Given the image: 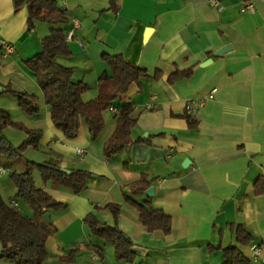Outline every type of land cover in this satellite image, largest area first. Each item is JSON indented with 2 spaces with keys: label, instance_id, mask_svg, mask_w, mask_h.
Returning a JSON list of instances; mask_svg holds the SVG:
<instances>
[{
  "label": "crops",
  "instance_id": "obj_1",
  "mask_svg": "<svg viewBox=\"0 0 264 264\" xmlns=\"http://www.w3.org/2000/svg\"><path fill=\"white\" fill-rule=\"evenodd\" d=\"M57 2L68 16L66 31L73 33L68 39L73 54L60 62L74 68L75 81L92 88L83 94L84 101L98 94V77L107 70L105 53L122 54L150 77L116 101L134 104L136 123L133 143L108 161L103 145L115 130L113 113L105 112L97 140L90 139L84 120L78 136L66 139L53 125L47 105L42 102L37 116H27L7 91L11 87L43 96L24 61L41 50V39L52 26L37 23L30 31L27 8L15 11L13 0H0V109L15 122L42 131L39 148L23 155L25 166L26 161H51L92 173L78 195L58 182L42 181L41 188L64 203L46 212L50 223L33 217L50 224L45 264H57L77 248L81 252L70 264H223L222 248L235 239L231 224H243L253 233V243L261 247L255 264H264V194L257 195L254 187L256 179L264 180V0ZM246 4L253 8L244 11ZM227 44L231 50L213 56ZM208 59L211 63L203 66ZM187 69L192 70L189 78L167 82L176 70ZM156 70L161 74L153 79ZM212 89L214 97L207 98ZM200 98L205 102L187 112V105ZM194 120L197 125L190 127ZM4 135L15 146L26 137L13 127ZM186 158L190 164L183 167ZM142 175L152 180L153 194H146L149 188L138 194L129 189ZM2 191L6 202L29 213ZM147 200L170 215L168 233L147 231L139 221ZM106 204L120 205L117 220ZM90 213L127 236L136 262L119 261L110 243L89 234L83 220ZM92 244L101 246L102 256L87 248Z\"/></svg>",
  "mask_w": 264,
  "mask_h": 264
},
{
  "label": "trees",
  "instance_id": "obj_2",
  "mask_svg": "<svg viewBox=\"0 0 264 264\" xmlns=\"http://www.w3.org/2000/svg\"><path fill=\"white\" fill-rule=\"evenodd\" d=\"M14 10L27 8V25L30 31L37 23L52 26L47 36L41 39V50L33 57L24 61L38 83L43 99L49 108L50 118L56 129L62 132L66 139L78 136L81 120L87 124L89 136L95 141L101 135L105 120L104 114L110 106L117 108L116 126L113 134L103 145V155L108 161L117 158L133 143L131 130L136 123L134 104L126 102L116 103L121 97L135 87H140L141 80L150 77L148 71L136 64L125 60L122 54H103L102 61L107 65L97 80L98 94L95 98L84 101L83 94L90 87L87 83L74 80V68L63 65L60 60L70 58L73 54L65 25L68 16L62 10L57 0H13ZM156 70L153 79L160 76ZM191 69L176 70L167 77V82L173 84L179 80L189 78ZM7 91L17 100L18 106L25 115L34 117L40 113L38 97L25 91L8 88ZM196 120L190 121L189 126L195 127ZM8 127L24 131L25 139L18 145H13L4 135ZM42 137L39 129H29L22 123L15 122L9 112L0 109V165L4 162L14 164L18 162L29 148L38 149ZM38 173L44 182L55 181L68 187L76 195L87 188L92 173L85 170H72L71 174L62 172V168L51 161H26V168L22 172L10 173L16 189L15 197L25 201L35 215L41 217L49 210H59L64 203L54 199L49 193L38 187L34 174ZM152 180L142 175L137 181L128 184L131 192L138 194L145 192ZM255 193L264 194V180L256 179ZM147 207L139 213V221L147 231L161 230L168 233L171 230V217L160 208L145 201ZM117 220L120 205L106 204ZM84 224L91 236L98 237L105 243L113 245L117 258L121 262L134 263L137 261L131 253V243L125 234L118 229L108 226L95 213L84 218ZM50 224L41 223L23 214L16 206H11L0 194V259H6L12 264H45L49 256L46 246L49 237ZM234 242L222 248L223 264H255L248 254L249 245L254 242L253 233L243 224H231ZM88 249L102 256L99 245H89ZM81 249L77 248L66 256H60L57 264L73 263Z\"/></svg>",
  "mask_w": 264,
  "mask_h": 264
},
{
  "label": "rangeland",
  "instance_id": "obj_3",
  "mask_svg": "<svg viewBox=\"0 0 264 264\" xmlns=\"http://www.w3.org/2000/svg\"><path fill=\"white\" fill-rule=\"evenodd\" d=\"M91 92H93L92 88H90L87 91V94H91ZM37 97H38L39 105H41L42 102H43V104L46 105V103H45V101L43 99V96L41 98L39 96H37ZM92 97H96V94H95V96H92ZM89 99H93V98H89ZM1 166H6L7 168H9V170L6 173V175L4 176V179H3V181L1 182V185H0V186H2L4 188V190H3L2 187H0V190L1 191L3 190L2 192L5 193L6 197H10V199L13 198L14 201H17L19 206L21 207V209H22V211L24 213H26L27 210H29V213L27 214V216L30 217V218H33L35 214H34L33 211H30L29 205L25 201L15 197L16 190H15V187H14L13 182H12L11 177H10V173L13 172V171L22 172V171L25 170L26 166H25L24 158L22 157L18 162H15L14 164H9L8 162H4L3 164H1ZM34 179H35V182H36L37 186L41 188L42 179H41V177H40V175L38 173L34 174ZM4 181H6V183ZM94 238H96V240H99L100 242H103L98 237H94ZM107 245H108L109 249L113 251V254H114L115 253L114 252V250H115L114 247L111 244H107ZM0 264H12V263L7 261L6 259H0ZM97 264H101V262L98 261Z\"/></svg>",
  "mask_w": 264,
  "mask_h": 264
},
{
  "label": "built area",
  "instance_id": "obj_4",
  "mask_svg": "<svg viewBox=\"0 0 264 264\" xmlns=\"http://www.w3.org/2000/svg\"><path fill=\"white\" fill-rule=\"evenodd\" d=\"M60 7H61L62 10H65V7L63 5L60 6ZM252 8H253L252 4H246V6L244 7L243 10L244 11L245 10H250ZM72 34H73L72 31H68L67 35H66L67 39H71L72 38ZM215 93H216V89H212L210 94L207 96V98H210V99L213 98ZM204 102H205V98H200L198 100H193L190 104L187 105V108H186L187 112H191L192 113L194 111V109H195V106H197V104H203ZM148 108H150V106H148ZM108 111L113 113V114H116L117 108H115L114 106H110L108 108ZM76 152L78 154H82V151L80 149H77ZM8 170L9 169L6 166H0V178L3 175H5L8 172ZM10 205L11 206H16V204L13 201L10 202ZM248 250H249V254H250V258H251L252 262L253 263L258 262L259 257L261 255V247L258 244H256V243H251L249 245V249Z\"/></svg>",
  "mask_w": 264,
  "mask_h": 264
},
{
  "label": "water",
  "instance_id": "obj_5",
  "mask_svg": "<svg viewBox=\"0 0 264 264\" xmlns=\"http://www.w3.org/2000/svg\"><path fill=\"white\" fill-rule=\"evenodd\" d=\"M150 30H147V33H149ZM231 45L230 44H227L225 46H223L222 48H220L219 50L215 51L213 53V56H220L226 52H228L229 50H231ZM211 59H208L206 60L205 62H203V66H206L208 64L211 63ZM4 89L0 87V91H3ZM190 164V160L188 158L184 159L183 162H182V166L183 167H187L188 165ZM62 172L65 173V174H71V171L70 170H67V169H63L62 168ZM154 190L153 188H149L147 191H146V194L148 195H151L153 194ZM43 219L47 222V223H50V218H49V214L48 213H44L43 214Z\"/></svg>",
  "mask_w": 264,
  "mask_h": 264
}]
</instances>
